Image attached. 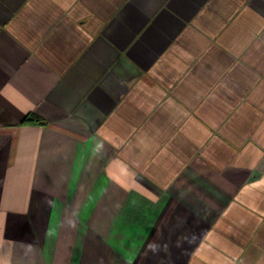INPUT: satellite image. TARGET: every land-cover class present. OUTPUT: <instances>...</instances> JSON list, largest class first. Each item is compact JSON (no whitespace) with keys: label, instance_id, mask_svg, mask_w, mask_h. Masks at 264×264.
Listing matches in <instances>:
<instances>
[{"label":"crops","instance_id":"1","mask_svg":"<svg viewBox=\"0 0 264 264\" xmlns=\"http://www.w3.org/2000/svg\"><path fill=\"white\" fill-rule=\"evenodd\" d=\"M0 264H264V0H0Z\"/></svg>","mask_w":264,"mask_h":264},{"label":"trees","instance_id":"2","mask_svg":"<svg viewBox=\"0 0 264 264\" xmlns=\"http://www.w3.org/2000/svg\"><path fill=\"white\" fill-rule=\"evenodd\" d=\"M32 118H25V120L23 121V124L24 123H29V122H31L32 120H31Z\"/></svg>","mask_w":264,"mask_h":264}]
</instances>
